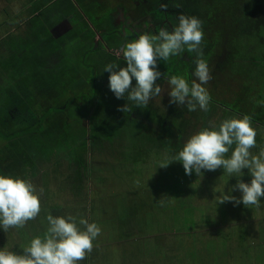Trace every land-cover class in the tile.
I'll use <instances>...</instances> for the list:
<instances>
[{
    "label": "rangeland",
    "instance_id": "rangeland-1",
    "mask_svg": "<svg viewBox=\"0 0 264 264\" xmlns=\"http://www.w3.org/2000/svg\"><path fill=\"white\" fill-rule=\"evenodd\" d=\"M109 2L112 3L113 9H111V11H104L110 8V6H108ZM226 2L231 6L227 7L226 5H223V2H221L220 4H216L214 2L208 10L209 16L211 14L213 16L211 15V17L207 18V27L209 29L208 39L213 41L211 43H219V46H215V52L213 55H211L212 57L209 59L208 63L213 79L208 84L204 85V87L208 89L211 96L209 107L211 105L215 107L214 111L209 110L210 112L208 111V114V112L205 113L197 107L196 111L190 112V116H186L187 120H189L186 127H182L180 130L178 129V131L176 128L177 125L175 126L176 122L169 119L168 122L170 123L168 125H170L172 133L164 135L161 139V137L157 135V132L158 130H161L160 119L162 118V116L163 119H165L169 112L170 108H168L167 106L170 104V96L168 95V92L171 90L170 85L167 82L168 80L164 81L162 77L167 73H169L167 76H170V73H173V75L182 76L183 71L181 66L174 68V64L172 62L162 64L161 66V62L158 61V70L160 72L161 70L163 71V75L160 79H158V84L160 85L162 91L159 96L153 97L149 101L147 108H136L135 105L132 104V102L127 101L126 98H121L118 101L114 100V98H116L114 94H111V96L109 97L110 100H102V105L100 108H93L97 112L95 114L96 121L94 124L95 129L97 130L96 135H100L101 133L103 134L100 138V141L98 139L96 140L98 142L94 144L93 150H91L93 154H90L89 152L87 153L86 158L88 164H83L80 167L78 173L80 175V180L78 182L75 178L67 177L69 173L73 174V169L70 167L69 170V168L64 164H58V166H61L62 169L58 171V174L60 176L57 175V168H55L54 164L62 163V156L64 155V151L62 149H56L54 151L53 149L57 144L60 143V139L63 136L60 137V134L58 136H53L51 126L45 129L48 130L46 133H34L30 130H26L28 131V133L33 134L32 136H30V138H32V141L39 144L36 149H41L40 151L29 153L28 158L25 155V151L21 149H15L11 153H6L0 150V175L1 173H3L2 175H5L4 171L7 170L8 175L10 176L21 177L29 180V176L35 174L34 177L36 181L33 182L32 180H30V182L35 186L36 192L39 195L41 202V212L36 218L37 220L34 219L33 223L31 220L25 225V227L19 229L11 228L7 232L0 228V249L19 253L22 251L23 247L28 245L29 241L33 237H42L48 227L45 217L48 214L57 216L56 213L51 209L56 208L57 204L63 205L62 203H60L63 200H66L65 204L76 206L74 200L72 201L70 192L74 193L73 195L75 199L82 202L81 206H83L86 205L85 197H81L80 195L86 193L87 201H90L92 200V196L94 195L91 189L94 188L98 192L96 194L99 200H104L105 197L107 201L113 197L112 195L116 194L113 188L118 187V189H123L125 185V190H139L145 188L144 191H148V189L151 191V188L160 186L164 187L166 190L169 189L170 191H175L178 183L177 173L180 172L179 170L181 169V167L179 164L181 162L174 161L167 167H159V165L162 162H166L169 158L172 157V152H170V150L177 148H179L180 150L186 140L192 134L199 130H202L203 128L209 127L210 124H214L218 127V124L223 120V118H242L244 115H249L252 118V126L257 130V146L256 148L252 149V152L253 154H258L259 150L261 148H264V126L259 123L261 122L262 124H264V74L259 73L257 75L258 79L253 77V72L260 71V69H252V62L254 63V60L252 59V61H245L241 59V57L247 55H237V57L234 58L235 52L233 49L235 46H238L233 40L234 35L232 34L231 38L230 34L228 36H224L225 34L222 33L224 31V27H222V25L225 26V24L227 23L230 24L232 20L237 17L235 16L237 11H249L248 9L251 8L252 0H226ZM3 5V3L0 5L1 9ZM134 8L135 6L132 5L130 0H127L126 4H121L117 0H103L102 2H99V6L93 5L90 9H83L80 12L81 16H79V18L82 20L87 18L89 20V27L91 25L90 29L96 32L104 28L107 29L108 25L104 27L102 24L103 17L109 16L112 13V20L110 21V23L112 24L108 26L107 31H119L121 30V28L123 29L122 25L129 27V24L127 22L131 23L132 20L129 19L127 15L131 14ZM58 11L59 6H51L50 9L45 12V14L57 15ZM152 12L155 13L154 10ZM86 13L88 15L84 16V14ZM122 13L126 16H123ZM49 20L48 22H46L47 24H44V26L42 25L41 21H37L41 28L40 30H38V37L35 40L24 44L22 47L18 45V50L27 51L26 58L30 61L42 59L43 56L49 53H53V51L56 50V46L58 43L63 44L61 40H56L58 39V37L53 34V31L51 32V34L54 35L56 39L54 38V36L49 34V27L52 26V22L49 24ZM4 22L5 21L3 20L0 21V33L4 32L3 34L5 35L10 32H14V26H11L12 28H9V25L3 24ZM15 22L20 23L21 25L16 30L18 31V33L25 30L26 27L30 26L27 25L25 27L27 23V20H25V18L20 19V21L16 20ZM143 29L144 27L142 28V30ZM120 34L123 33L120 32ZM4 35H2L1 37H3ZM73 35L74 33L70 31L63 35L62 38L63 40L68 41ZM136 35L137 36L134 37L138 38V34ZM3 44L14 48L15 42L8 40ZM80 44L82 45L81 49H83L87 44V40L81 39ZM243 44H245V42H243ZM260 44L261 42L259 41H257L256 43L252 41V48H244L247 49V53L250 54V56L247 57L264 58V46H261ZM116 46L117 43L113 42L112 46L109 47L110 49H112V52H109V55L117 57L119 58V60H121L122 56L118 54L119 49L116 48ZM91 47H93V45H90L88 49H91ZM68 48L76 49V46L73 47L72 45H69ZM37 49H39L38 52L35 51ZM18 50L17 53L19 52ZM102 50L106 49L103 48ZM81 52H86V49L84 51L81 50ZM70 57L71 59H69L68 70L66 71V75H64L66 77V80L71 82L78 77H89L91 68L93 67L92 61H90V55L86 56L87 65L84 68L79 67V72L73 70V68L83 66V64L79 65V63L84 60L85 55L83 56V54L74 53L73 55H70ZM203 58L207 60L206 53L204 54ZM220 58H223V63L227 60H229L230 62L239 63L240 65L245 63V67L242 68L237 64H234V69H226L224 67L222 71L220 67H223V64L219 61ZM161 61L166 62L163 60ZM172 61H176V56L172 58ZM256 62L264 64V61L262 60H257ZM6 65L11 66L13 71L23 70L22 73L24 72L25 67L21 66L22 62H14V65H11L10 62H4L1 66L5 68ZM193 67H196L195 63ZM85 68H87V70H85ZM232 71L235 72L236 77L234 75L227 76V74L229 72L232 73ZM36 76L37 74L32 72L27 74L26 78H33ZM88 79H91V77H89ZM23 80H25V82L21 80L23 84H28L35 88L31 84V79ZM187 81L191 86V82L193 80L191 79ZM133 85H135V80H133ZM1 90L2 89L0 87V94L4 92V96L11 93L14 94V90ZM85 90V95L78 96L75 102L79 101L82 105H84L86 101L89 106H92L97 98L93 91V86L91 85L86 89H83V92ZM39 94L40 95H38V97L35 96V99L33 98L31 101L26 103V105L29 104V106L32 105L36 108L41 109L46 104V101L42 91H40ZM79 97L85 101L79 100ZM8 99L10 98L8 97ZM114 101L116 102V109H118V106H124L127 103L129 104V106L131 105V111L133 107L136 108H133L132 111V113L136 116H131L128 118V113H131V111L127 112V114L124 115L125 119L122 122L124 126H121L117 115H115L114 112L110 111L109 109L111 106L110 103H113ZM60 103L63 106L64 103ZM179 107L181 106H178V108ZM58 117L61 118L60 115ZM60 122L61 119H58L57 116H52L51 122H46V124L51 125L52 123H54V125L52 126L54 127L55 124L60 125ZM256 122H258L259 124ZM23 124L25 125L26 123L24 122ZM64 127L65 126H63V128ZM9 129L11 131H15V127H11ZM1 130H3V124H0V135L2 134V132L6 131ZM18 130L20 131V129ZM179 133L181 136L179 135ZM151 137L153 139H151ZM99 142L101 145L99 144ZM136 146L139 147V151L140 153H142L140 155V163H136L133 157L136 155V153L133 152L134 147ZM38 153H43L45 156H48L52 160L51 163L53 164L49 166L54 168L49 170L50 168H48L47 166L45 168L44 166H39L37 171L35 168H27L25 166V163L28 160H33ZM228 155H230V153ZM92 159L94 161H92ZM91 161L95 165H93ZM84 172H86V175L83 174ZM243 172L244 175L240 177V179H242L245 183H250L251 175L248 173V170L244 169ZM193 174H195V172H193ZM52 177H56L55 180H53L54 182H50ZM194 179L195 180L193 182L198 181L202 186H204L206 194H204V190L201 189L200 197L194 196L191 201L193 202V205L197 207V209L203 210V213H205L204 219L207 218L209 224H207L206 222L205 224L201 222L204 220H198V227L196 228V230L194 229L190 233V235L193 237V240H197V242H200L199 238H197L196 236L205 234L204 237H206L204 240L207 242L206 244L208 245V247L212 250L210 252L216 253V250H214V248H216L218 245L214 242H217L220 245L219 247L221 248V250L224 249L223 243L220 239L221 233H219L218 236L217 231L218 228L221 227V225L224 223V220L229 221L232 227L241 225L243 224V222L251 221L254 226L252 227L251 236H249V238H252V247H257L260 244H264V241L261 240V238L264 237V229L262 228L264 227V199L262 200V197L260 198L262 201L259 207H245L243 203L237 205L233 202L217 204L216 197L219 196L222 192H224L225 194H231L236 198H239L241 196V193L239 191H232L231 193H229V190L237 183V177H229L226 173H224L223 168H218L215 171L202 170V174L199 176L196 175ZM41 180L46 182H41ZM189 185L191 189L195 190L191 183H189ZM80 187H82V189L78 191ZM41 189H43V191H41ZM78 192H80V194ZM197 192L198 191H196L194 194H196ZM48 199L51 201V205L55 206H49ZM114 199L115 198H112V200ZM117 199L120 200L122 198L120 197ZM171 203L174 204L173 199L171 200ZM73 206H70L69 208L74 209ZM154 208L156 213L155 219H157L158 217L160 219H164L166 223L169 224L166 229H171L174 221L170 220L167 211L166 213L161 212V203L156 202ZM74 212L75 209L72 211H68L67 215H73ZM174 214L177 216V219L180 218L184 222L192 219V217H189L190 215L188 214V210L186 209L179 213L174 212ZM42 215L43 218L41 217ZM248 216L251 217V219L248 218ZM147 217H149L150 219L153 218L151 215ZM44 223L45 225L42 227ZM214 223L215 225H212ZM97 224L101 228H103V221H99L97 222ZM247 225L248 223L243 224L244 227H247ZM35 226L42 228L37 229L35 228ZM250 230L251 229L249 228H247L246 230L243 229V232L247 233L246 231ZM33 234H35V236ZM228 239H231L230 241H232L234 237H229ZM188 241L190 240L186 239L183 241L184 246L189 245ZM247 242L248 241H246V243ZM230 244L235 245L236 241L234 240ZM260 251L261 256L264 260V247L261 248ZM258 252L259 250H257V255ZM177 253L178 257L181 260L183 259V255H187L186 253L179 254V251H177ZM199 256L204 258L205 254L199 253ZM257 264L260 263L258 262Z\"/></svg>",
    "mask_w": 264,
    "mask_h": 264
},
{
    "label": "clouds",
    "instance_id": "clouds-1",
    "mask_svg": "<svg viewBox=\"0 0 264 264\" xmlns=\"http://www.w3.org/2000/svg\"><path fill=\"white\" fill-rule=\"evenodd\" d=\"M160 7L166 9L167 5ZM203 41V21L184 14L178 17V24L172 31L162 28L156 35L146 33L131 41L126 39L118 50L126 67L115 62L106 63L103 67L102 71L110 74L109 89L117 99L126 98L136 108L145 109L149 101L162 91L156 83L163 75L158 70V61H168L187 51L195 53V79L190 86L182 76H170L167 81L171 89L168 92L169 103L186 106L189 112L196 111L197 107L208 112L211 96L204 85L213 76L203 58ZM117 110L125 113L131 108L127 103L118 106ZM251 119L244 115L242 118L225 119L218 127L210 124L192 134L178 153L159 167L178 161L182 163L185 174L195 172L197 176L202 174V170L223 168L229 177H237V183L229 193L239 191L241 196L236 198L222 192L216 197L217 204L233 202L237 205L243 203L245 207H259L260 198L264 197V148L258 154L252 152L257 146V130ZM244 169L251 175L250 183L240 179ZM40 212V197L29 180L0 175V228L5 232L11 228H23ZM46 221L48 227L44 235L33 237L21 252L0 249V264H82L93 252V242L102 232L96 222H89L83 216L48 214Z\"/></svg>",
    "mask_w": 264,
    "mask_h": 264
},
{
    "label": "crops",
    "instance_id": "crops-1",
    "mask_svg": "<svg viewBox=\"0 0 264 264\" xmlns=\"http://www.w3.org/2000/svg\"><path fill=\"white\" fill-rule=\"evenodd\" d=\"M41 0H0V5L3 3L2 9L0 8V21H5L4 25H9V28L13 27L14 32H10L8 34L0 33V56L6 52L7 49H9L11 46L4 45V42L13 41L15 42L14 47L16 48V41L19 40V37H21L23 34L22 32L18 33L17 28H19L21 25L20 23L15 22L16 20L24 19L27 20V25H30L29 27H26V29L29 31L28 33V41L24 42V44H27L28 42H32L38 37V30H40V25L37 23V21H41L42 25L49 20V24L52 22V26L49 27L50 31L49 34L53 31L54 38L56 40H61L63 42L62 36L65 35L67 32H70L74 30L75 33H79V29L75 26V20L76 17L71 16V12L66 11L65 4L64 3H56L58 0H48L46 3L40 2ZM103 0H100L99 2H102ZM121 4H126L127 0H117ZM133 6H136L143 2V0H130ZM154 1L155 0H149ZM50 4L48 6L47 4ZM51 6H59V11L57 12V15H43V11L46 9L49 10ZM108 6H110L109 9H106L104 11H111L112 3L109 2ZM119 6V5H118ZM3 15H2V14ZM112 14V13H111ZM110 14V15H111ZM112 18V16H111ZM22 21V20H21ZM66 25L67 31L64 32V30L61 28L62 24ZM47 24V23H46ZM89 24V23H88ZM119 24V22H118ZM26 25V26H27ZM104 25V24H103ZM87 28L89 25L86 26ZM106 27V24L104 25ZM108 29V26H107ZM107 29L104 28L101 31L107 32ZM128 31L129 27L124 26L123 29L119 30L120 32ZM61 33V34H59ZM146 34V33H142ZM4 35L3 37H1ZM141 35V34H140ZM61 38V39H59ZM72 38H75L73 36ZM97 33L93 35L91 39H88L87 42L89 45L91 43L93 46L97 45ZM95 39V40H94ZM101 47L103 44H106V42L103 41L100 42ZM116 48H120V43H117ZM65 44L58 43L56 46V50L53 51L54 56L53 60L58 63L60 61H67L68 57L70 55L74 54L75 49H69L64 50ZM69 45H67L68 47ZM111 46V45H110ZM118 48V49H119ZM13 50V48H12ZM91 50V49H90ZM43 58V57H42ZM71 59V57L69 58ZM75 59V58H73ZM87 59H85L86 61ZM84 60L82 62H85ZM3 67V66H2ZM2 69V68H1ZM53 69V68H52ZM54 70V69H53ZM162 71V70H161ZM40 90V89H39ZM38 90V91H39ZM40 95V94H39ZM99 95V94H98ZM96 98V101L102 102V100H105L102 98V96H98ZM0 97H3V94H0ZM6 99V98H5ZM116 100V98H114ZM58 107L54 112L52 111L53 107ZM61 103H53L51 105L45 104L42 108L51 110L47 113L50 115V113L55 114L54 116H58L60 113L59 107H61ZM21 108H27L30 109L32 112L36 113V116L33 114V116H29V120L25 125L28 124V129L25 127L24 124L20 125L17 121H14L15 123L11 124L10 122H3V118L0 114V124H3V130L8 129L11 132V135H8L7 132H2L0 135V150L6 153H11L13 150L21 149L25 151V155L28 158L29 153H32L34 151H40L41 149H36L39 144L32 141V138H27L25 142L20 146L16 143L15 138L22 135L23 133H28L26 130H30L31 132H39V133H46L48 130H45L47 127L51 126L48 125L45 128H40L38 130L37 128L40 127L42 124L40 122H34L36 119L34 117H40L38 113H40V108L33 107H26L23 106ZM131 108V105H130ZM134 108V107H133ZM132 108V110H133ZM132 114L128 113V117H131ZM122 123L123 121L120 120ZM11 124V126H10ZM124 126V125H121ZM15 127V131H11L9 128ZM21 127V128H20ZM85 130L87 128L83 127ZM20 129V131L18 130ZM26 129V130H25ZM53 136H56L58 134L57 127H51ZM29 143V144H28ZM42 143V142H41ZM28 144V145H27ZM92 144V142H91ZM100 144V143H99ZM101 145V144H100ZM175 150V149H174ZM176 150H179L177 148ZM87 153L84 156L85 162L84 165L88 164ZM133 156V155H132ZM90 161V159H89ZM92 161H94L92 159ZM91 161V162H92ZM141 160H139L138 163H140ZM52 160L48 158V156H45L43 153H38L36 157H34L33 160H28L25 163V166L30 169H38L39 166H44V168L47 166L51 170L54 167H51L49 165H53ZM57 163L54 164L55 168L59 171V169H62L61 166H58ZM81 164V166L83 165ZM93 165H95L92 162ZM181 167V176L180 174H177V178L184 180L185 185L181 182L180 188L175 191H170L169 189L166 190L164 187H153L151 188V191L148 189V191H144L145 188L139 189V190H125L124 188H113L116 192V194L112 195V198H115L114 200L107 199L104 197V200H99L97 197L98 193L95 188L91 189L94 195L92 196V200L87 201L86 193L80 195L81 197H85V203L86 205H82V202L79 200L77 201L74 198V202L76 206H73L71 204H65L66 200H63L61 204L56 205V208L53 209H64L65 211H72L75 209V212L73 215L83 216L86 219H88L89 222H101L103 221V228L100 236L95 240L94 243V249L91 254H89L85 261L82 262V264H253L251 261V256L247 254V259L245 262H240V259L242 258V255H246V252H250V248L252 246V238H249L251 236L252 227L253 224L251 221L249 222H243L248 223L247 227H244L243 224L233 226L230 225L229 221L224 220V223L221 225V227L218 228V236L219 233H221L220 239L223 243V248L219 247L220 245L217 242H214L218 246L214 248L216 250L215 252L212 251L208 245L207 242L204 240V235L196 236L199 238L200 242H197V240H193L192 236L190 235L191 231L198 226L193 227V220L197 219V224L199 218L203 219L204 221H201L205 224H207L208 220L207 218L204 219L205 213H203V210L197 209L196 206L193 205V202L189 200V198L193 199L194 196L200 197L201 189L204 190V194H206L204 186H202L198 181L193 182L196 176L192 173V175L185 174L183 165ZM7 171V170H5ZM37 171V170H36ZM57 171V175L59 176ZM56 175V176H57ZM35 174L29 176V181L32 180L33 182L35 180ZM80 175L77 176L76 181L78 182L80 180ZM56 177H52L50 182H54ZM41 182H46L42 181ZM48 182V181H47ZM189 183L192 184L195 190L190 188ZM184 185V186H183ZM178 186V183H177ZM82 187L78 189L80 191ZM118 189V190H117ZM86 191V190H85ZM125 191V192H124ZM179 191V192H178ZM196 191H198L196 194H194ZM80 194V192H78ZM71 198L73 199V194L71 193ZM78 194V195H79ZM105 195V194H104ZM203 196V195H202ZM50 197V196H49ZM122 198L118 200L117 198ZM43 198V197H42ZM173 199L174 204L171 203V200ZM264 197H262V200ZM261 200V201H262ZM161 203V212L162 213H168L170 220L174 221V224L171 229H166L169 224L166 223L164 219H160L159 217L156 218L155 213V203ZM163 204V208H162ZM261 204V202H260ZM48 205L53 207L55 205H51V201L48 199ZM73 206L74 209H70L69 207ZM178 206V207H177ZM182 208L188 210L189 217H192L191 220H189L190 225H192V228L190 230L181 231L178 230V228L181 226V224L184 222L180 218L177 219V216L174 214V212H181L183 211ZM53 209H51L53 211ZM57 215V211H53ZM146 215V217H145ZM151 215L153 218H149L147 216ZM59 216V215H57ZM67 216V215H65ZM43 218V215L41 216ZM46 218V217H45ZM248 218L251 219V217L248 216ZM37 220V219H36ZM34 220H32V223ZM179 222V223H178ZM216 223V222H215ZM212 224V225H215ZM229 224V225H228ZM45 225V223L42 225V227ZM199 225V224H198ZM211 225V224H210ZM203 226V225H201ZM42 227L35 226L37 229H41ZM82 227V226H81ZM225 228V229H224ZM247 228L251 229L250 231H246L247 233L243 232V229L246 230ZM264 229V227H262ZM35 236V234H33ZM203 236V237H202ZM229 237H234L232 241L231 239H228ZM248 237V238H247ZM189 239V245L184 246L183 241ZM205 242H203V241ZM215 240V239H214ZM213 240V241H214ZM236 241L235 245H231L233 241ZM246 241H248L246 243ZM179 254L186 253L187 255H183V259L181 260L178 257ZM199 253H204L205 256L202 258L199 256ZM240 255V256H239ZM216 256V257H215Z\"/></svg>",
    "mask_w": 264,
    "mask_h": 264
},
{
    "label": "flooded vegetation",
    "instance_id": "flooded-vegetation-1",
    "mask_svg": "<svg viewBox=\"0 0 264 264\" xmlns=\"http://www.w3.org/2000/svg\"><path fill=\"white\" fill-rule=\"evenodd\" d=\"M99 1L100 0H58L56 2V3L65 4L66 11L71 12V16L76 17L75 26L76 28L79 29V33H75L73 35L75 36V38H72L73 37L72 36L68 41L63 40V44H65L64 50L69 51L67 45H72L73 47L76 46V49H75L76 51H74V53L83 54V56L85 55L84 61L85 59H87L86 56L90 55V61H92V64H93V67L91 68L90 75H89L91 79H88L89 77H82V78L78 77L72 80L71 82L67 81L66 77L64 76L63 71L66 70V68H68L69 57L67 61L65 62L60 61L58 63H56L53 60L54 53H49L43 56V58L40 60L30 61L29 59H27L26 58L27 51L17 49L18 45L22 47L24 45V42H27L26 40L28 38V33H29L27 29L23 30L22 31L23 35L19 37V40L17 39L16 41L17 47L16 48L10 47L9 49L6 50V52H4L0 56V87L2 89L1 91H4L5 89L14 90V94L11 93L9 95L4 96V92L1 93L6 98L5 99L3 97H0V114H1V117L3 118V122H10L11 124H13L15 122L12 120H15L18 122V124L22 125L24 122L27 123L29 120H32L33 118L28 119V117L33 116V114L36 116V113L32 112L30 109L28 110L27 108H21V107L26 106V103L31 101L33 98L35 99V96L38 97L40 91H42L47 105L53 104L55 100L58 101V103L60 102L64 103L63 106L59 107L60 113L58 114V116L60 115L61 118L57 116L58 119H61L60 125L55 124L54 127H57V132H58L57 136L59 134H60V137L63 136L60 139V143H59L60 148L63 151L66 150V152L67 150H73L69 153L68 152L66 153L64 151V155L62 156L61 164H64L66 167L69 168V170H70V165L73 166V174L69 173L67 176L68 178H71V177L75 179L77 178V176L79 175L78 173H79L81 164H82L81 161L83 160L85 154L88 152L90 154H93L91 150H93L94 144L98 142L96 140L98 139L100 141V138L103 134L101 133L100 135H96L97 130L95 129L94 124L96 121L95 114L97 112L95 109H93V108H100L102 105L101 104L102 102L94 101L93 105L89 106L88 103H86V101L81 99L80 97H79V100L85 101L84 105H82L79 101L78 102H75V101L77 100L78 96L85 95V92H83V89H86L87 87L91 85L93 86V91L96 96L99 94L98 96L101 95L103 99L105 100L109 99L111 94H114V93L109 89V86H108L109 84L108 77L110 74L106 71H102L104 65L109 62H115L119 64L121 67H126V62L123 60V58L119 60V58L109 55V52H112V49L109 48L110 45L112 46L113 42H115V43H120V46H122L125 43L126 39L129 41L136 39L134 37V36H137L136 34H138V36L142 33L156 35L158 34L159 30L162 28L167 29L168 31H172L175 25H177L174 22L177 21V17L180 16V15L178 16L175 15V13H170L169 15L161 13L159 14V17H158L157 14L155 15V13L152 12L153 11V6H152L153 1L143 0V2L135 6L131 14L127 15L129 19L132 20L131 23L127 22L129 24L128 31H123L122 32L123 34H120V32L117 30L107 31L105 33L102 32L101 30L94 32L90 29L91 25L88 28L86 27L89 23V20L87 18L82 20L79 18V16H81L80 12L83 9H90L93 5L99 6ZM40 2L46 3L48 2V0H41ZM50 4L48 3L47 5L50 6ZM47 11L48 10L46 9L45 11H43L42 14L44 15L45 12ZM87 15H88L87 13L84 14V16H87ZM122 15L126 16L123 13ZM111 16L112 14L109 16H104L102 24H106L108 26L111 25L112 24L110 23V21L112 20ZM161 16L163 18H161ZM127 21H128V18H127ZM122 27L124 26L122 25ZM143 27L144 29L142 30ZM61 28L64 30V32L67 31L66 25L64 23L61 25ZM72 32L74 33V30H72ZM95 33H97V36L99 37L97 38V41H98L97 45L91 47V50H90L88 49L90 45L87 42L86 46L83 49H81L82 45L80 44V40L81 39H85V40L91 39ZM102 41L103 43L105 41L106 44H103L101 47L100 42ZM210 42H213V41H210ZM215 46H219V43L216 42V44H214V43H208L206 42V40L203 41L202 47L204 50V54L206 53L207 62H209V59L212 57L211 55L214 54ZM103 48H105L106 50H102ZM85 49H86V52H81V50L84 51ZM17 50L19 51L18 53H17ZM35 51L38 52L39 49ZM172 58L173 57H171L168 60V62L169 63L172 62L174 64L173 66L174 68L180 67V66L182 67V71H183L182 77L183 78H185L186 80L195 79L193 75L195 71V68L193 67L194 60H195V53H188L187 51H185L179 56H176V61H172ZM12 60L18 63L22 62L21 66L25 67L23 73H22L23 70L13 71L11 66L8 72L4 68H2L1 65L4 62L6 63L10 62L11 65H13L14 63L12 62ZM219 61L223 64V67H220L222 71L224 67L228 69V61H225L223 63L224 61L223 58H220ZM160 62L163 63L162 61ZM82 64L83 66H78L76 68H73V70H76L77 72H79L80 71L79 67L84 68L87 65L86 61L79 63V65H82ZM85 70H87V68H85ZM32 72L37 74V76L33 78L32 77L26 78L27 74L32 73ZM162 72L163 71H161V73ZM172 74L173 73H170V76H172ZM231 75H233V72L232 73L229 72L227 74V76H231ZM170 76H167L166 74L165 76L162 77V79L166 81L168 80ZM23 79H31L32 81L31 84L35 88H33L31 85L23 84L22 81L25 82V80ZM49 79H51L53 82H57L58 87L62 91V93L65 92L66 86H68L69 91H73V92L70 94L69 93L66 94L65 97L63 98L61 97V99H58V98L55 99L54 93H50L46 87V84ZM158 82L159 80L156 81L157 84ZM8 97L10 99H8ZM116 100L118 101L119 99L116 98ZM115 103L116 102L114 101L113 103H110V105L115 106ZM30 107H32V105ZM48 111L50 112L51 110L41 108L40 113H38L40 117H34V119H36L34 122H39V124L41 122L42 124L40 127L37 128L38 130H40V128L42 127L45 128L46 126H48L46 122H49V121L51 122L52 116L55 115L52 113H50L49 115L47 113ZM113 112L115 115H117V117L119 118V121L120 120L124 121L125 119L124 115L127 114V112L122 113V112H119L117 109L116 111H113ZM189 114L190 112L186 109L184 113L185 117L187 115L190 116ZM132 116H136V115L132 114ZM178 120L179 118H177L175 122L178 123ZM223 120H225V118H223ZM179 124H177V126H179ZM121 125H123V123H121ZM63 126L65 127L63 128ZM84 126L87 128V130L83 128ZM25 127H27L28 129V124L25 125ZM6 132L8 135H11V132L8 129H6ZM25 134L26 133H23L22 135L15 138L16 143L18 145L21 146L27 138L33 135V134H28L25 136ZM94 134H95V137H94ZM83 174L86 175V172H84ZM189 200H191V198H189ZM54 210L57 211V215L59 216H65L68 214V212L62 208L53 209V211ZM195 226H198L197 219L193 220V227ZM191 228H192V225H188L186 227L187 230H190ZM261 240L264 241V237H262ZM259 246L257 247L251 246L250 252H246L245 256L242 255L240 262H245L247 259V254H249L251 256V261L253 264H257L258 262L260 264H264V260H263V257L261 256V251H260V249L264 247V244H260ZM257 250H259L258 255H257Z\"/></svg>",
    "mask_w": 264,
    "mask_h": 264
},
{
    "label": "trees",
    "instance_id": "trees-1",
    "mask_svg": "<svg viewBox=\"0 0 264 264\" xmlns=\"http://www.w3.org/2000/svg\"><path fill=\"white\" fill-rule=\"evenodd\" d=\"M214 2L216 4H220L221 2H223V5H226L227 7L231 6V5L227 4L226 0H155L152 6H153V10L155 11V14H157L158 17H159V14H161V13L162 14L164 13L167 15H169L170 13H175V15H177V16L184 14L186 16L198 17L200 20L203 21L204 39L206 40V42H210L211 40L208 39L209 29L207 27V22H208L207 18L211 17V15H212L211 14L209 16L208 10H209L210 6L213 5ZM162 4L167 5V8L162 9L160 7V5H162ZM248 10L249 11H246V10L237 11L235 14V16H237V17L234 18L230 24L227 23V24H225V26L222 25V27H224L223 28L224 31L222 32L225 34L224 36H228L230 34L231 35L230 37L232 38V34H233L234 35L233 40L235 41V44L238 45L237 47L235 46L233 49L235 52L234 58L237 57V55L250 56V54L247 53V49H244V48H252V46H251L252 41L255 43L257 41H259V42H261L260 45L264 46V0H252L251 8H249ZM161 18H163V17L161 16ZM174 23L178 24V17H177V21H175ZM210 38H211V36H210ZM243 42H245V44H243ZM214 44H216V43H214ZM247 56L241 57V59L245 60V61H252V59H253L254 63L252 62V69H260V71L252 73L253 77L257 78V75L259 73L264 74V64L256 62L257 60L264 61V58H252V57L249 58ZM227 61H228V68L234 69V64H237L239 67H242V68L245 67V63L240 65L239 63L230 62L229 60H227ZM12 62L14 63L13 60H12ZM167 62L168 61L161 63V66H162V64H165ZM9 68H10V66L8 65L4 69L8 72ZM67 70H68V68H66V70L63 71L64 75H66ZM168 74L169 73H167V75ZM233 75L235 76V72H233ZM46 87L50 93H54L55 99L56 98L61 99V97L62 98L65 97L66 94H68V93L70 94L73 92V91H69L68 86H66L65 92L62 93V91L58 87L57 82H53L51 79L48 80ZM89 91H92V90H89ZM84 92H86V90ZM54 103L56 104V103H58V101L55 100ZM30 106H29V104L26 105V107H30ZM167 107L170 108L169 112H168L167 116L165 117V119H163V116L160 119L161 130H158V132H157V135H159L161 137V139L163 138L164 135L172 133V130L170 129V125H168L170 123V122H168L169 119H171V121H173V120L175 121L177 118H179L178 123H175V126L180 123L179 126L176 127L177 131H178V129L180 130L182 127H186L187 122L189 121V120H187V118L184 115L185 110L187 109L186 106H181L178 108V106L176 104H169ZM56 109H58L57 106L53 107L52 111L54 112ZM109 109L111 111H115L116 107L114 105H111ZM214 109H215V107H213L212 105L209 107V110H211V111L212 110L214 111ZM209 112H208V114H209ZM205 113H207V112H205ZM131 114H133V113H131ZM256 123H258V122H256ZM259 123L262 126H264V124H262L261 122H259ZM53 125H54V123L51 125V127ZM179 135H180V133H179ZM151 139H153V138L151 137ZM56 149H61L59 144H57L53 150L55 151ZM71 151H73V150H67L68 153ZM178 151L179 150H176V149L170 150V152H172V156H174L176 153H178ZM51 152H53V151H51ZM133 152L136 153V155L133 156L134 160L136 163H138L140 160V155L142 154L139 151V147L138 146L134 147ZM84 162H85V160L83 159L81 161V163L83 164ZM179 165L181 166L182 163H180ZM70 167L73 169V166L70 165ZM179 171L180 172L177 174H181V169ZM4 173L6 176L8 175L7 171H4ZM2 174L3 173H1V175ZM181 182L185 185L184 180H182L178 177L177 189L180 188ZM74 198L75 197L73 196L72 201L74 200ZM182 210H185V209L182 208ZM199 220H203V219L199 218ZM191 224H193V222ZM188 225H190L189 221L183 222L181 224V226L178 228V230L186 231L187 230L186 227Z\"/></svg>",
    "mask_w": 264,
    "mask_h": 264
}]
</instances>
